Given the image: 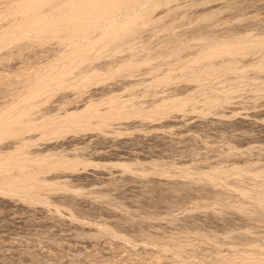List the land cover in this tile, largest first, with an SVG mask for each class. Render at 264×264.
Wrapping results in <instances>:
<instances>
[{"label": "rangeland", "instance_id": "rangeland-1", "mask_svg": "<svg viewBox=\"0 0 264 264\" xmlns=\"http://www.w3.org/2000/svg\"><path fill=\"white\" fill-rule=\"evenodd\" d=\"M18 1L0 0V14L2 13L0 33L7 30L11 24L8 21L15 20L12 6ZM172 1L176 7L171 8ZM172 1L155 6V9L160 7L158 11L155 9L150 11L153 19H157L152 15L154 10L157 16L158 14L163 16L164 13L166 16L160 18V22L158 20L142 30L136 39L137 48L133 51L124 52L123 49L122 52L112 55L104 52L105 54L102 53L104 55L97 58V61H92L93 64L91 61L90 64L85 63L84 66H89L85 68L82 66L84 68L82 71L81 69L74 71L83 72L82 77L83 74L91 76L93 72H98L96 74L99 76L95 77L94 74L93 79L95 77L99 83L92 79L84 88H75L74 84L78 81L76 78L77 76L79 78L80 74L76 72V75L72 71L74 75L68 74L67 81L71 85L75 79L76 82L71 85L74 88L68 86L65 80L67 87L64 85V89L62 87L59 90L55 89L54 92L49 91V95L43 94L44 99H41L43 96L38 98V102L40 100L41 102H34L36 106L28 107L31 110L30 118H33L34 112V118H39L37 121L34 119L36 123H47L49 116L63 115L65 108L72 109L78 106V110H81L89 100L95 102L98 100L97 105L100 104L102 108L109 107L110 105L106 104L112 95L118 102L121 100V104L125 102L124 104L128 105L126 101H133L129 105L134 106L137 103L136 105L140 108L144 106L142 109L146 110L152 109L153 104H159L163 96L184 98L191 93L199 95L193 102L187 103L189 105H186L183 112L171 111L166 115H157V119H153L154 116L149 117L150 119H140L129 115L119 121L113 120L111 124L109 121V126L103 129L97 127L95 129L93 126L92 130L80 132L71 130L57 136L51 129L54 128L52 131L56 132L55 129L61 125L54 122L55 125L52 126L51 122L46 124L48 130L47 127L43 128L49 131L47 133L40 129L39 132H27L20 138L11 139L13 144L10 139L4 140L5 143L2 141L0 145L7 153L12 152L9 149L15 150L16 146H20L32 156L31 158H40L50 153L61 154L64 159L75 157L89 164L81 163L75 169L42 171L39 176L47 183L61 182L58 189L55 186L40 191L44 195H40L41 199L44 197L46 201L42 199L44 203L16 195L11 197L0 192V264H264V213H262L264 208H260L252 199L245 198L239 193V188L242 187L250 192L254 188L253 185L260 183V187L264 186L263 175L255 178L256 180L250 176L251 173L254 174L264 168V71H248L244 79L237 80L234 78L235 74L229 73L205 77L201 75L203 79L193 80L194 82L188 77L185 79L181 77L186 71L190 72L188 69L179 71L182 70L185 61L189 64L195 53L205 46H214V43L219 41L234 42L245 34H250L251 39L264 37V0H195V2L179 0L177 3L176 0ZM8 7H11L12 11ZM166 8H171L168 14ZM173 12L175 13L171 16ZM9 13H12V16ZM201 17L208 21H202ZM200 18L201 23L198 22ZM159 23L163 26L160 27ZM42 27L44 26H38L35 31L29 32L32 37L27 36L21 39L22 42L19 40V46L16 42H1L4 47L0 43V114L4 110L7 111L5 108L16 106L18 100L28 93L27 89L36 86L37 83L34 81L39 80L36 77L42 74L43 78L47 73L44 71L51 68L53 61L59 60L63 55L59 56L68 53L72 47L51 37L49 40L43 38L44 40L40 42L36 36L47 35L49 30ZM164 28H167L166 31ZM42 30L46 31V34ZM173 32L179 33V40L183 44L191 43L181 52L182 55L179 56L181 59L178 57L180 61L169 56L172 44L165 41L167 45L163 42L174 35ZM89 34L93 39L98 36L96 30ZM162 36H165L163 41ZM78 41L75 44H78ZM146 44L147 50L141 49L142 45ZM236 55L229 58L236 57L241 65L244 61V64H249L257 61L258 56L264 59V50L261 53L251 52L246 57L242 54ZM129 57L130 60L149 57L153 59L149 58L151 61L146 65L130 67L120 73V76L114 77L116 66L122 65L125 60L128 62ZM221 59L219 57L215 61L220 62ZM181 62L183 66H180ZM167 72H172V78H175L166 82L167 84L157 82L156 85V77L159 79L167 75ZM207 77L210 80H207ZM202 87L204 91L209 87L207 93H213L219 98L225 96L226 89L238 90L233 97L231 96L229 103H219L221 105L215 103L216 106L214 104L212 106L207 105L206 100L203 101L206 96L202 94L204 92ZM219 89L222 92L215 94L214 90ZM197 90L201 91L202 95ZM18 95H21L19 99ZM34 106L39 109H34ZM46 111L47 116H42ZM26 138L28 142L24 140ZM2 148L0 151L4 153ZM124 165H128L131 170L123 168ZM216 167L224 170L227 176L225 179L229 178L231 182L225 188L205 186L201 179H197L200 175L198 172H212L211 169L214 170ZM235 167L246 168L248 171L244 179H240L242 182L236 180L238 176L235 175L238 174L234 173ZM184 169H187L185 172L191 173L188 174L190 177L187 175L186 178L189 177L187 181L192 185L188 183V186L186 185ZM227 172H230L229 176ZM232 201L233 203L240 201L238 204L249 205L250 209L253 206V210L260 208V214L252 212L243 215L234 210L223 212L219 210L224 203L231 204ZM211 237L212 241L217 238L214 242L219 243L215 244L209 240ZM174 238L176 242L179 240L177 243L188 245H184L186 247L183 248V253L177 252L176 255L172 246ZM258 242L262 248L254 247ZM169 243H172V247L168 246ZM239 250L242 253L250 252L249 259L239 260L237 258L240 256ZM219 253L220 256L229 253L231 256L229 260L232 261L220 259Z\"/></svg>", "mask_w": 264, "mask_h": 264}, {"label": "bare ground", "instance_id": "bare-ground-1", "mask_svg": "<svg viewBox=\"0 0 264 264\" xmlns=\"http://www.w3.org/2000/svg\"><path fill=\"white\" fill-rule=\"evenodd\" d=\"M171 1L172 0H154V1H151V0H19L18 3L16 2L17 4L15 6H12V4L10 5L7 3L8 5L13 7V9L11 7H8V9L13 10V14L12 13L11 14L14 15L13 17L16 16V18H14L15 20L10 18L11 20L8 21V23L11 22V24H9L7 30L0 33V39H1L0 43L1 42L2 43L3 42H16V43H18L19 40H20V42H22L23 39L27 38V36L32 37L31 36L32 34H30L29 32L35 31L38 28V26L43 25L44 27H42V28H44V29L48 28L49 30H47V35H37V33H36V35H37L36 38L40 39V42H42L41 40L43 38H47V40H49V38L51 37V38H54L56 40H60L61 42H66V43H68V45L69 44L72 45V47L70 48V51L68 53L61 54L59 57H61L62 55L63 56L60 59L58 58L59 60H57L56 62L53 61L54 63H52L51 66L49 65L51 68L48 71L44 69L45 70L44 73H46V72L47 73L45 74V76L43 78L41 77L42 74L40 75L41 78L36 77L39 79L38 81L35 78L36 81H34V82L37 83V84H35L36 86L33 85L34 87H32V85H30V83L28 81V84L32 88L27 89L29 86L26 85L27 88L26 87L25 88L27 89L28 93L25 91L27 93L25 96L24 92H23L22 95H24V97H21L20 101L18 100L19 103L16 106L11 105L12 108H10V109L5 108L7 111H5V110H4L5 112L2 111V113L0 114V143L2 141H3V143H5L4 140H6V139H10V141L12 143L13 142L12 140L20 138L22 134L27 133V132L33 133V131H38L40 129H43V128L48 126V125L46 126L47 123H51V122H53V123H51L52 126L55 125L54 122L55 123L59 122L60 123L59 125H61L58 129L56 128L57 130L55 129L56 132L52 131V129H54V128L51 129V132H53V134H55V136H57V134L60 135L63 132H68V131L71 132V130H73L75 132L76 131L80 132L81 130H83V131L88 130V129H91L93 126H95V129H97V128L103 129L104 127L109 126L108 125L109 121H111V122H109L111 124L113 120L119 121L121 118L123 119L124 116H129V115L132 118H134L136 116V117H139L140 119L141 118L148 119L149 117L154 116V117H152L154 119V118H156L157 115L158 116L161 114L166 115V113L168 114V112H171V111L183 112L185 110V108L190 104V102H193L195 100V98L197 97V95H199V94H197V92H196V94H197L196 96L193 93H191L190 95H187L184 98L183 97L180 98V97H171V96L165 97V96H163V98L161 99L159 104H157V103L153 104L154 105V106L152 105L153 108L152 109L147 108L148 110H146L145 108L142 109L144 106L143 107L141 106L142 108H140L139 105H136L137 104L136 102H135L136 104H134V106L129 105V103L131 102L129 99L128 100L130 102L123 100V101H126V103H128V105L124 104L125 102H123V104H121V102H120L121 100H119V102H118L117 98L112 97L113 96L112 95L110 98L107 97V99L109 98V102L106 105L107 106L110 105L109 107L105 106L106 108L105 107L102 108L101 105L99 104L103 110L105 109L104 112H103V110H101L100 107H99L100 109L97 107V106H99V105H97V103H99L98 100H97V102H95L94 100H89L88 103H86V105L84 104V107H82L81 110H78V106L72 107V109L65 108L63 115L57 114V115L49 116L47 118V123L42 121L43 122L42 124L35 122L39 118H37V119L34 118V116H35L34 112H33L34 116L32 115L33 120L30 118L31 110L28 108V107H31L33 105L36 106L35 103L38 102V98L42 97L43 94L45 96V94L46 93L48 94L49 91L54 92L55 89L59 90V88L62 89V87L64 89L65 82L69 79V78H67L68 74L70 76L74 75L73 72L77 69H79V70L81 69V71H82L85 68V66H89V65L84 66L85 63H87V62L89 63L91 61V63L93 64L92 61H94V60L97 61V58L99 59V57H102L105 53L108 54V52H109V54L111 53L110 55H112V53L118 54V52L119 53H120V51L122 52L123 49H125L124 52L126 50H128L129 52L133 51L134 48H137L136 44H135L136 39H138L142 30L145 29L146 26H149L152 23H156L160 18H163L166 16L164 13L163 16L162 15L159 16V14H158V16H159L158 17L155 14V10H157L160 7H157V9H155V6H158V5L162 4L163 2H166V3L170 2L171 3ZM177 1L180 2L179 0H176V3H177ZM194 2H195V0H194ZM172 4H173V6H171V4H170L168 7L171 6V8H173L175 6L173 1H172ZM179 6H178V8H180ZM171 8H168V9L166 8V14H168L167 12H170ZM153 9H155V10L152 11V15L155 18L157 17V19H153L152 16H150V11ZM174 13L175 12L171 13V16ZM208 15H210V14H208ZM211 15L213 18V14H211ZM205 17L208 18L207 16H205ZM201 18L203 19L202 21H204V22L208 21L206 18H205V20L203 17H201ZM201 18L198 20V22L201 21ZM212 18H209V19H212ZM158 22H160V20ZM161 25L163 26V24H160V27H161ZM5 27H3V28H5ZM167 28H169V27L167 26ZM39 29H38V32L40 31ZM166 29H165V31H166ZM93 30L94 31L96 30L98 32V36L96 39H93L90 37L89 33H91V31H93ZM48 31H49V34H48ZM167 31H169V30H167ZM44 33L46 34V31ZM178 34L174 33V35H171L167 39H164L165 36H162V41L164 39V41H163L164 43L168 42L169 44H172V46H171L172 50L169 49V51L171 50L170 51L171 55L169 54V56H171V57L173 56L176 59H178L180 54L182 55L181 52L183 51V49H185L186 47H188V45L191 44V43L190 44H186V43L183 44V42H181V40H179L180 35H178ZM33 35L35 36V33ZM231 35H233V34L231 33ZM246 35L247 34H245V36ZM249 35H247L246 37L243 36L241 39L235 40L234 42L233 41H231V42L222 41L220 43V41H219L218 43L215 42L214 46L211 45V47L205 46V47L201 48L197 53H195L194 59L193 60L190 59L192 61L189 64H186L187 63L186 61H185V63L183 62L185 64L184 65L185 68L181 62L180 66H183L184 69L182 68V70H179V71L182 72L183 70L188 69V71H190V72H187V71H186L187 73L183 72L184 74L182 73L183 75L182 76L180 75V76L182 78L184 77V79L186 77H188L192 81L193 80L201 81L203 79L202 78L203 76L200 77L201 75H204V77H205V76H211V75H215V74H219V73L220 74L223 73L224 75H226V73H229V75L235 74L236 76H234V78L237 80V78L244 79V77L248 75L247 74L248 71L249 72L250 71H264V59L261 58L262 56L261 57L258 56L259 59L257 61L254 60L255 62H251V63L249 62V64H246V63L244 64V62H245L244 61L242 63V65L239 64L240 61H238L236 59V57L235 58H229V57H232L236 54L237 55L242 54L243 56L246 57V55L248 56L251 52L257 51V52L261 53V51L264 50V37H258V38L254 37L255 39H251V35L250 36ZM209 36H210V34H209ZM209 36H208V38H210ZM206 37H207V35H206ZM223 37H225V36H223ZM238 37L240 38V36H238ZM202 38L204 39L205 37L203 36ZM32 40L34 41V39H32ZM199 40H201V38ZM76 41H78L79 43L75 44ZM137 42H138V40H137ZM141 42L143 43L144 41H141ZM138 43H140V42H138ZM19 44L20 43H18L17 46H19ZM149 44H150V42H149ZM12 45H13V43H12ZM134 45H135V47H133ZM203 45H205V44H203ZM2 46L4 47L3 44H2ZM14 46L16 47V45H14ZM142 48L144 50L145 49L147 50V44L145 46L142 45L141 49ZM155 50H157V49H155ZM159 50H161V49H159ZM102 53H104V54L102 55ZM8 54L12 55V53H9V52H8ZM128 54H130V53H128ZM150 55L151 54H149V56ZM238 56H241V55H238ZM146 57H148V56L146 55ZM219 57L222 58L221 61L216 62L217 60L215 61V59H217ZM137 58H138V56H137ZM149 58L148 59H142V60H139L140 58L138 60L137 59L136 60H133V59L130 60V57H129L128 62H127V60H125V63H121L122 65L119 64V66H116V69H114L115 70L114 73L112 72L113 70L111 72L114 74V77H115V75L116 76L119 75L123 71L128 70L130 67L139 66L141 64L146 65L149 61H151L153 59L151 57L150 58L151 60H149ZM223 58H224V60H223ZM165 59L166 58H163V60H165ZM180 59H178V60L180 61ZM46 68H48V66ZM132 69H134V68H132ZM136 69H137V67H136ZM79 70H78V72L77 71L76 72L79 73L80 72ZM96 70L94 69V71H96ZM76 72H74V73L77 75ZM111 72H110V75L112 74ZM81 73H83V72H81ZM81 73H79L80 75L78 74L81 78L79 77L80 78L79 79L78 76L76 78V80L78 79L77 82L74 79V81L76 83L74 81H72L73 83H75L74 86L76 85L75 88L76 87L77 88L78 87L84 88V85L86 86L87 83L89 84L91 82V80L93 79V75L98 73V72H93L92 75L88 74L91 76H85L86 74H83L84 75L83 77L81 76ZM171 73L172 72H167L166 73L167 75L164 74L165 76H163L161 78L159 77V79H157V77H156V80H155L156 83L155 84L157 85V82H159L158 84H161V83L164 84L166 82L167 83L170 82L169 80L175 78V77L172 78L173 75ZM107 74H109V73H107ZM124 75H126V74H124ZM128 75L129 74H127L126 76H128ZM185 75H187V76H185ZM224 75H223V77H224ZM94 76L98 77L99 74L98 75L96 74ZM112 76H110V77H112ZM95 77L93 80L97 81L98 79H95ZM114 77H112V78L114 79ZM181 77H179V78H181ZM220 77H221V75H220ZM206 79L210 80V79H208V77ZM25 82H27V81L25 80ZM97 82H95V83H97ZM100 82H102V81H100ZM222 82H224V81H222ZM66 83L68 86H71L73 84L72 83L71 85H69L68 84L69 81H67ZM22 84H23V82H22ZM152 84H154V82ZM222 84H224V83H222ZM235 84H234V88L236 86ZM74 86L73 87L71 86V87L74 88ZM230 87H232V85H230ZM203 88L204 87H202V89ZM234 88H231V89L229 88L230 90H228V91H226L227 89L226 90L223 89L226 92L224 91L225 96L224 97L221 96L222 98L221 97L219 98L218 96L214 95L213 93H210L209 92L210 90L208 91L209 93H207V90L209 89V87L207 90L205 88L206 91H204V89H203L204 92H202V94H205L203 96H206V98L204 97L205 99H203V101L206 100L205 103L207 105L214 104V106H216L215 103L217 105H221L222 103L224 104L226 102L229 103L231 96L233 97L235 92H237V90H238L237 87H236L237 90H234ZM201 91L200 92L198 91V92L201 94ZM214 92H215V94H217L216 92L221 93L222 91L219 89V91L214 90ZM51 94H53V93L51 92ZM48 95H47V97H48ZM20 96L18 95V99ZM44 96L41 99H44ZM107 99H105V100H107ZM39 102H41V100ZM43 102H45V100ZM103 102H101V103H103ZM187 103H189V104L187 105ZM219 103H221V104H219ZM103 104H105V103H103ZM206 104H204L205 107H208V106H206ZM35 106H34V109H36V108L39 109L38 107H35ZM38 106H39V104H38ZM191 106H192V104H191ZM193 107H194V105H193ZM79 109H80V107H79ZM205 109L207 110V108H205ZM203 111H205V110H203ZM0 112H1V110H0ZM44 115L47 116V111L42 116H44ZM127 118H129V117H127ZM34 119H35V121H34ZM45 129H43V130H45ZM47 130H48V127H47ZM47 130H45L46 132L45 131H43V132H45V133L49 132ZM40 133H41V131H40ZM43 135H44V133H43ZM47 135H49V134H47ZM62 135H64V133ZM24 140H26L28 142L27 138ZM18 143L19 142H17V144ZM18 147L16 146V149L14 148L15 150H13V148L9 147V148H11L9 150H12V152L9 151L7 153L3 150L2 146L0 145V148H2V150L4 151V153L2 151H0V192H2L5 195L6 194L9 196L11 195V197H12V195H14V196L16 195V196H21V198L25 197L26 199H29V200H37L36 202L41 201L44 203V201H45L43 199L44 197H42V199L44 201L40 198L41 197L40 195H43L40 193V191L42 189L44 190V188H50V187H55V186H57V189H58V185L61 182L57 183L54 181L51 183H47V181H45L44 178L42 179V177L39 176V174L42 173V171L47 170V169H50L49 171H51V169L52 170L53 169L63 170L62 168H66L65 170H67V168L68 169H75L78 165H81V163L85 164V165L89 164L87 161H82V160L75 158V157H73L74 159L72 158L69 160L64 159L63 155L61 156V154L59 155V154H51L50 153V154H47V156H43L40 158L39 157L38 158L37 157L31 158L32 156H30V154L28 152L26 153L24 148H22L20 146H18ZM28 154L30 157L27 156ZM123 168H126V170L127 169L131 170V168L128 165H126V166L124 165ZM212 169H211L212 172H208V171H206V172L201 171L202 173L198 172L200 175L198 176L199 178H197V179H201L205 183L204 184L205 186L206 185L207 186L213 185V186H219L221 188H223V187L225 188V186L231 184L230 180H228L229 178L225 179V177H227V176L224 174V170L221 171L217 167L214 170H212ZM186 170L184 169V171H183L184 174L181 171V174L185 175V178L188 174H191V173H188V171L185 172ZM58 171H60V170H58ZM247 172L248 171L246 168L239 169V168L235 167L234 173L238 174V175H235V177L238 176V177H236L237 179L236 178L235 179L236 180L242 179L245 176V174L247 175ZM229 173H228V176H229ZM251 174H250V176L252 178H254V180H256L255 178H257V177H260V176L262 177V175L264 178V168L258 172H254V174H252V175ZM188 176L190 177V175H188ZM189 177L186 178V181H187V179H189ZM248 178H249V176H248ZM252 178H250V179H252ZM195 180L196 179L194 178V181ZM190 181H191V179H190ZM197 181H199V180H197ZM240 181L242 182V180H240ZM188 182L189 181L186 182V185ZM192 183H194V182H192ZM188 184L192 185L191 183H188ZM258 185H259V187H258ZM59 186H61V185H59ZM253 187L255 189L253 188V190L250 192L247 189H243V187L241 189L239 188V193L242 196H244L245 198L252 199V201H254L256 204H258V206L260 208H264V188H262L264 186L260 187V183H259L256 186L253 185ZM236 190H238V188ZM75 192H79V191H75ZM47 198L45 197V199H47ZM238 202H240V201H238ZM238 202L233 203V201H232L231 204H228L229 203V201H228V203L226 202L227 204L224 203V205H222V206L220 205L221 209H219V210H221L222 212L226 211V210H228V211L234 210V211L241 213L243 215H248V213H252V212H253L252 214H254V213L260 214V212H259L260 208L258 210H253L252 205H251L252 209H250V208H248V207H250L249 205L244 206L241 203L238 204ZM220 204H221V202H220ZM219 207H217V209ZM212 209H213V207H212ZM210 211L213 212L214 209H213V211L212 210H210ZM262 213H264V212H262ZM212 238L213 237H211V239L209 238V240L212 241ZM214 239H217V238H214ZM214 239L212 242L215 241ZM174 241H175V238H174ZM174 241H172V243ZM178 241L179 240H177V242ZM175 242L173 245H172V243L171 244L169 243L170 245H168V246H171V245L173 246V248L176 251V255H177V252L183 253L182 252V250L184 251L183 248H185L188 245L186 243H177V242L175 243ZM217 243H219V242L217 241ZM217 243H215V244H217ZM258 243L260 244V242H258ZM258 243L254 244V247H256L257 249L262 248L261 244L258 245ZM185 244H186V246L184 247ZM219 245H216V246H219ZM214 247H215V245H214ZM253 250L256 251V249H253ZM235 252H236V250H235ZM239 252H240V250H239ZM244 252L245 251H243V253ZM243 253L241 251L239 257L237 256L239 254H237L235 256H237V258H239V260L240 259L241 260L249 259L248 255L250 252L244 253L247 256H245ZM251 253H252V251H251ZM256 253H255V255H256ZM213 254H215V253H213ZM220 254L221 253H219L220 259L226 260L228 262L232 261V260H229V259H231V256L229 253L228 254L224 253L221 256H220ZM241 254H243V255H241ZM261 254H262V252H261ZM261 254H260V256H261ZM235 256H233L234 259H235ZM252 256H254V255L252 254ZM215 257L218 258V256H216V255H215ZM210 258H212V257H210ZM255 258H256V256L254 257V259ZM263 259H261V260H263ZM260 262L262 263L263 261H260Z\"/></svg>", "mask_w": 264, "mask_h": 264}]
</instances>
